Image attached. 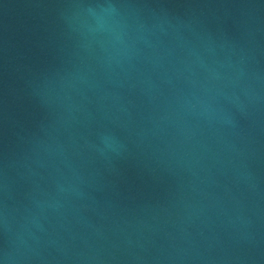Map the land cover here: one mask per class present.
<instances>
[{
    "label": "water",
    "instance_id": "water-1",
    "mask_svg": "<svg viewBox=\"0 0 264 264\" xmlns=\"http://www.w3.org/2000/svg\"><path fill=\"white\" fill-rule=\"evenodd\" d=\"M0 264H264V0H0Z\"/></svg>",
    "mask_w": 264,
    "mask_h": 264
}]
</instances>
